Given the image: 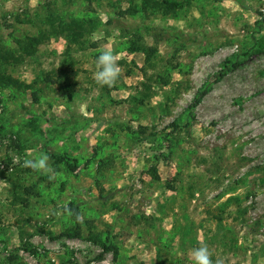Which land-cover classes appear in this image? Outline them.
Segmentation results:
<instances>
[{"label": "rangeland", "instance_id": "1", "mask_svg": "<svg viewBox=\"0 0 264 264\" xmlns=\"http://www.w3.org/2000/svg\"><path fill=\"white\" fill-rule=\"evenodd\" d=\"M263 15L0 0V264H193L201 244L264 264ZM104 50L121 72L101 87ZM41 153L54 173L22 167Z\"/></svg>", "mask_w": 264, "mask_h": 264}, {"label": "clouds", "instance_id": "2", "mask_svg": "<svg viewBox=\"0 0 264 264\" xmlns=\"http://www.w3.org/2000/svg\"><path fill=\"white\" fill-rule=\"evenodd\" d=\"M95 65L96 70L93 73L94 81L101 87L114 85L121 72V68L118 64V57L114 52L112 50L100 52L96 58ZM48 159L49 157L47 154L41 153L32 159H25L22 167L32 169L33 171L54 173V170L47 163ZM77 219H81L78 214ZM190 255L193 264H223V260L220 258L213 260V253L207 244L193 247L190 249Z\"/></svg>", "mask_w": 264, "mask_h": 264}, {"label": "trees", "instance_id": "3", "mask_svg": "<svg viewBox=\"0 0 264 264\" xmlns=\"http://www.w3.org/2000/svg\"><path fill=\"white\" fill-rule=\"evenodd\" d=\"M261 17L264 18V15L261 16ZM108 24H110V23H108ZM117 25H119V24H116V27H118ZM113 27H115V26H113ZM237 65H238L237 63H233V64H231V67H236ZM204 93H205V90H203L202 92L197 93V96L194 98V100L190 104L189 109H193L199 103V101H200L201 97L204 95ZM152 172H153V176L157 177L156 172H155V168L152 169ZM68 207H69L70 211L73 213L74 209L71 208V206H68ZM103 249H106L105 245L103 246ZM157 264H168V263L158 262Z\"/></svg>", "mask_w": 264, "mask_h": 264}, {"label": "bare ground", "instance_id": "4", "mask_svg": "<svg viewBox=\"0 0 264 264\" xmlns=\"http://www.w3.org/2000/svg\"><path fill=\"white\" fill-rule=\"evenodd\" d=\"M255 74H256V73H255ZM256 77H257V75H256ZM260 107H261V106H260ZM251 112H252V111H251ZM251 112H250V113H251ZM257 112H258V111H257ZM238 123H239V122H238ZM241 123H242V122H241ZM247 123H248V122H247ZM242 125H243V124H242ZM227 131H228V130H227ZM253 137H254V136H253Z\"/></svg>", "mask_w": 264, "mask_h": 264}]
</instances>
